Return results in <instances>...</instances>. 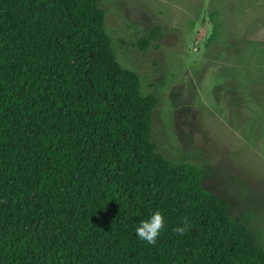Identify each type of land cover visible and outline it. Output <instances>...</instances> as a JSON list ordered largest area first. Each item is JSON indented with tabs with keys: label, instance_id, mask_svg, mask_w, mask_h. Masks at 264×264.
<instances>
[{
	"label": "trees",
	"instance_id": "trees-1",
	"mask_svg": "<svg viewBox=\"0 0 264 264\" xmlns=\"http://www.w3.org/2000/svg\"><path fill=\"white\" fill-rule=\"evenodd\" d=\"M105 19L100 0H0V264H264L204 173L157 153L158 100Z\"/></svg>",
	"mask_w": 264,
	"mask_h": 264
},
{
	"label": "rangeland",
	"instance_id": "rangeland-1",
	"mask_svg": "<svg viewBox=\"0 0 264 264\" xmlns=\"http://www.w3.org/2000/svg\"><path fill=\"white\" fill-rule=\"evenodd\" d=\"M100 6L117 60L158 100L157 153L200 169L204 188L227 201L232 218H247L264 248V0Z\"/></svg>",
	"mask_w": 264,
	"mask_h": 264
},
{
	"label": "clouds",
	"instance_id": "clouds-1",
	"mask_svg": "<svg viewBox=\"0 0 264 264\" xmlns=\"http://www.w3.org/2000/svg\"><path fill=\"white\" fill-rule=\"evenodd\" d=\"M164 227V217L160 212L152 213L147 219L139 221L135 226V235L138 239L146 241L148 244L156 242L161 229ZM188 229V225L180 226L174 229L178 235H184Z\"/></svg>",
	"mask_w": 264,
	"mask_h": 264
}]
</instances>
